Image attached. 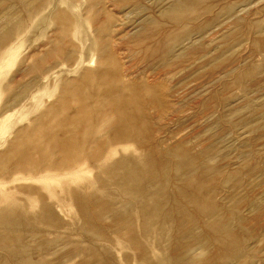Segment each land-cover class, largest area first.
<instances>
[{
	"label": "bare ground",
	"instance_id": "6f19581e",
	"mask_svg": "<svg viewBox=\"0 0 264 264\" xmlns=\"http://www.w3.org/2000/svg\"><path fill=\"white\" fill-rule=\"evenodd\" d=\"M3 1H6V0H0V5L3 3ZM37 1L38 0H30L29 3L30 4H33V3L36 4ZM118 1L119 0H102V1L100 0V2H103L104 7H103V9L98 10L99 12L98 11L96 12V10L94 9L95 15H96L94 18L99 17V16H103V18H105V20L103 19L104 20L103 21L101 19V17H100V19L105 24L111 23L110 21L113 19H111L112 16L110 15L111 11H110V14L108 13V8H109V6L111 8L112 5L116 6V2H118ZM121 1L123 3L124 2L127 3L128 6L131 5L129 10L127 12H125L126 13L125 14L126 19L124 21L126 22V20H128V19L129 20L134 19V20H131V21H133L132 23L129 22L131 24H129L128 22L127 23H128V25L133 24L132 26L134 27V29L136 31V34H135L136 36H134V37H136V39L134 38V40L136 42L134 44L135 48L138 47L139 49L138 48L137 49L140 51V53H142L144 55L141 58V60L139 59L140 61H138V58H136L137 61L140 63L141 62L146 63L147 60H149L150 58L158 57V58H156L158 60L155 59L156 61H158V62H156L158 65V66L156 65V67H158V68L153 67V68L158 69V70H156L157 72H154L155 70L152 71V73L154 72L153 73L154 75L157 73V76L155 77V79H154V77H151L153 79L150 80L151 78H147L146 76H144V75H148V71L152 67L150 69H147L148 71H146L145 70L146 68H145L142 72H139L141 70L139 68H137V66L135 64L132 65V63H131V65L124 67V63L122 62V58H124V57L121 58V56H123L122 51H121L122 53L119 54L118 49L116 52L115 51L116 48L114 49V47H113V49H111V48L108 49L109 47L107 49H104L105 47L104 48L101 47V48H103V49H101V51L104 54V55L102 54L104 59L99 58L101 60V64L99 63L100 66L97 65L98 66L97 69H94V70H92V69H84L83 71L81 70L82 74L76 80L71 79L72 81L71 80L68 81V79H67V81L69 82V83H67V85H70V86L66 87L64 84L65 87L63 86L64 90L62 91L63 95H61V97L55 103H53L52 105H49V107L47 108V110L43 114L37 115L39 117L36 116L37 118L34 119L35 123L32 125V127L30 126V127L24 128L21 131H19L18 132L19 134L18 135L16 134L17 136H15L14 140L10 141L7 149L5 148L6 149L5 151L2 150L3 152H0V181L3 184H5L6 182L12 183V182L17 180V177L20 174H24V175H28V176L32 177L36 174L49 173L52 171H55L56 173H60V174L80 173V172H83L87 166H90L92 169L95 170V172H94L95 175L93 174L94 175L93 176L94 177V184L89 183L86 185L84 183L83 185H78V186H76L77 185L76 184L73 187V185L71 186L69 184V182L67 181L68 183L65 182V183H67L66 187H64L66 185L65 183H63V185L65 184L64 186H62V187L60 185L59 186L61 187L62 190L64 187V189H65L64 194H65V191L67 194V195L65 194L66 197L70 196V198H69L71 200L70 205H71V202L74 201V203L79 207L80 217L82 220L80 219L79 216L78 217L80 219V223L83 222V224L81 223L83 225V229H80L82 226L79 227V229L83 230V231H87V232L89 231V233L91 232L93 234L94 238L98 239V241H99L98 244L101 243L102 246L100 248H97L99 245L98 246L96 245L97 247L91 246V245H95L94 244L95 242L93 244H90V246L87 248H82L81 246L79 247L76 245V247H73L74 249H72V248H70L71 247L70 246L69 251H68V249H66L67 252H65V253L61 252L63 254H61L60 257L58 256L60 259L64 258L65 256H70V255H71L70 258L74 259V257H72L73 255L74 256L75 255H77V256L81 255L82 258L80 259V261L77 264H119L118 263V257H117L116 253H119V252L122 253L123 252L124 253L123 254V257H124L123 261L126 262L125 264H242V258L243 257L249 258V256H250L249 252L247 250L246 244H245V240H247V238L251 237V238H253L254 243L255 242L257 243L258 239L260 240V241L258 240L260 243L263 241V240H261V239H263L262 237L264 235V225L262 223H261L263 225L262 227H261V225H259L260 228H262V229H257L255 227V230L252 232H250L249 229H252L254 227L253 225H252V228H249V229H247L248 226H247V228L245 227V225H246L245 223H247V221H249V219H251L250 217L248 218V216L246 215L247 213L245 214L247 208L249 209V211L251 213H253L252 216L254 214L258 215V213L262 214V212H263V209H262L263 207L261 205H263L262 203L264 202V199L257 197V196H259V195H257V193L260 194L261 191L263 192V188H262V190L260 187H259L260 189L256 188V189L261 190L260 192H257V193L254 191H251V192L256 193L257 196L254 193L247 194L246 192H244L249 197L247 196L248 197L247 199H245V200L243 199V201L239 202L238 197L236 198L235 189L237 191H239L241 184L240 183L238 184V182H237L233 185V187L235 188L233 190V191H235L234 192L235 197L231 196L232 198L231 197H230V199L228 198L229 200L226 199L227 201H224V200L221 201V199H219L220 197L219 198L217 197V196H219V195H217V192H221V190L218 191V189L220 187H222L221 185H223V184H218L219 183L218 179H219V176H220V178L222 177L221 173L223 174L225 171L222 169L224 171V172H222V170L219 167L220 164L219 165L216 164L219 162L214 161L213 150L212 149L210 150L207 148L206 150L203 149V151L197 153L198 151L196 152L195 148H193V145H197V143L194 144L195 142L193 143V141H192L197 136L195 135L196 137L194 136L193 139L188 136L189 139H192L191 144H193V145H190L189 144L190 142H188L189 140L186 139L187 135L190 133V131H188L189 133L187 132L188 134H186V138L184 137L178 141H177V138L175 140V135H173L174 136L173 140H175V142L173 141L174 144L171 143L172 140H171V142L167 140L168 142L171 143V144H167V143H165L166 142L165 140H163L157 136V135L161 134L159 131L162 129L160 127H157L158 126L156 124V123H158L157 121L160 120L159 122L161 123V120H163V118H164V120L166 118H167V120L172 119V117L175 115V112L184 111V113H185L187 111V113L189 115L188 117H190L191 114L189 112L191 111L194 114V115H192V117L194 116V118H197V116H202V114L206 115V112L210 111L209 109L213 106V104L211 105V103H213L216 98H217L216 100L218 102L217 107L220 106L219 103L221 102L220 100L222 98L219 96L221 93H219L218 90L217 91L213 90L214 91V93H212L213 95H211L208 98H207V96H209L210 94H209V92H207V96L205 97V99L203 98V100L201 98L204 97V95L202 94L203 95L202 96L201 93L198 94V96L201 95V98L199 96L198 98H200V99H198V100H202L200 102L197 100L200 104L201 110L197 109L198 107L195 105V104H198L197 102L196 103H194V102L189 103L188 100H187V102L185 100L184 101L186 103H189V104L182 106V104L179 101V99L181 98V94H180L179 90H181L180 87H182V85H183L182 88H184L186 80H185V82H183L184 80L182 81L181 86L176 85V84H178L176 82H179L178 79L174 83L176 86L173 85V82L171 84V80H173V78L175 79L177 77V75L180 74L179 67L182 64L181 61L182 60L184 61V58L187 55L189 56V53H193V52L195 53L196 50L198 53V52H200L199 49H204L203 45L201 43H199V46H198L197 40H196L197 37L195 38L194 37L195 35L192 36V34H191L192 31L191 30H189L190 32L186 31L190 27L189 24H193L192 26L195 25V28L197 25V30L195 28H194V30H196V32L200 33V34H202L206 30H210L208 28H211L210 26H213L212 24L211 25L209 24L210 26L208 25L209 27H207V29L204 30L206 28V24H207L206 22H205V26H204L205 28L202 26H198L197 23H199L200 20H199V22L196 21V17H197L196 14H195L196 17H192V15H194V14H191L190 16H188V17H190L188 19L185 18V14L200 11V13L203 14L202 16H204V14H208V13L209 14L211 13V15H212V12L215 11V10L212 11V8L213 9L218 8V6L214 5V7H212L213 5H210V3H208V2L212 3V1H214V0H166L167 6L162 7V5H159L160 9L159 10L156 9V12L158 11L159 14L158 13L156 14L155 12H154V14H152V13H148L147 12L148 10L145 11L146 9H149L150 6H148L147 3L151 0H121ZM156 1H158L160 3L161 1H164V0H156ZM220 1L218 4L215 1V4H217V5L221 4L222 2L220 3ZM223 1H225V0H223ZM227 1L228 2H226V4L223 2L225 4L224 6H223V3H222V5H220L222 7V10H221L222 14H227L226 16H229L228 22L230 24L229 23L228 24L231 26L228 25L229 30L228 29L227 30L230 32V29H232L231 33L227 32L226 39L232 40V38H233L234 40H236L238 38V41L235 43V45L226 44L228 42L224 43L227 45V47H224L225 46L224 45L223 46L224 49L222 48L220 50H217L216 53L213 52L210 56H209V54L212 51L210 52L207 50L208 53H205L206 51L205 52L203 51L204 53H202V50H201L200 53H202V55L200 54V57L198 56V58H200L201 61L207 59V60H205V62L206 61L207 62L210 61L213 63L215 62V64H217V65L213 64V66H214L213 68H215V66L220 68L223 65V63H225V61H228V57H227V59L225 58L227 53L231 49L233 50L239 45V43H240L239 40L242 39L241 36H240L241 38L238 37L239 34L242 33V36H243L244 33L242 31L243 30L247 31V28L249 29V24H251V22H253L252 20H250L252 17L249 18V16H251L252 14L255 13L254 10H256V8L259 6L257 3H261L263 0H246L245 2H244V0H243V2H241V1L233 2V0H227ZM18 2H19V5L22 6V8L27 7L28 0H18ZM43 2L47 3L45 1H43ZM95 2H93V3L96 4ZM38 3L40 4V2H38ZM52 3H53V1H52ZM55 4L58 6L57 3H55ZM94 4H91L90 7L93 8L92 5L94 6ZM98 4L100 6V3H98ZM96 5H95V8L97 7ZM256 5H258V6H256ZM15 6H16V4L13 3L10 6L3 8L0 11V68L3 66L5 61L8 59V57H7L8 53H9L7 51L8 49H3V47H4V44L7 40V38L9 37L10 33H12V31H13V30L12 31L10 30L11 27H9V24L12 20V17H13L12 11H13V8ZM255 6H256V8H255ZM35 7H37V6H35ZM117 7H118V5H117ZM117 7H114V8H117ZM124 7L126 9V6H124ZM156 7L158 8V6H156ZM56 8L60 9L59 7H56ZM220 8H218V9L220 10ZM37 9H38V7L36 8V10ZM39 9L41 10L40 7H39ZM127 9H128V7H127ZM259 9L261 10V8H259ZM47 10H48V8H47ZM116 10H118V9H116ZM121 10L124 11L123 8L120 9V11ZM64 11H66V10H64ZM64 11H63L64 14H62V17H63V15L65 17ZM262 11H263V9H262ZM67 12H70L73 14V11H71L69 9L67 10ZM150 12H153V10H151ZM244 12H247V13L244 14ZM24 13L25 12H23V14ZM30 13H32V12H30ZM50 13H51V11H50ZM55 13H57V12H55ZM197 13H199V12H197ZM262 13H259V14L256 13V14H258V16H259ZM21 14H22V12H21ZM51 14H50V16H51ZM214 14H215V17L217 18L218 15L221 13H218L216 15V12H215ZM256 14H254V16ZM31 15L32 14H30V16ZM157 15H159V16H157ZM47 16H49V15L47 14ZM47 16H46V18H47ZM160 16H162V17H160ZM135 17H137V18H135ZM213 17H214V15L211 16V18H213ZM256 17H255L254 21L257 20ZM59 18H60V16H59ZM72 18L71 19L74 22V17H72ZM91 18H92V16H91ZM160 18L161 19H163V18L168 19L166 21L168 23H166L165 21L163 22V20H166V19H163L161 22ZM209 18H206V20ZM49 19H50V17H49ZM22 20H24V18ZM55 20H57V18ZM55 20L53 19L52 21H55ZM58 20L60 21V19H58ZM66 20L67 19H65V22H67ZM72 21H71V23H72ZM75 21L77 22V18L75 19ZM97 21H99V20H97ZM214 21H215V19H214ZM225 21H223L224 22L223 25H225V23L227 22V21L226 22ZM68 22H70L69 19H68ZM112 22H114V21H112ZM223 22H219L220 25ZM67 23H66V26H68V27H65V28H67L66 30L69 29V25H67ZM71 23H70V25H71ZM120 23H118V25ZM165 23L167 25H169V24L170 25L166 26ZM184 23H187V24H184ZM255 23L253 22L251 24L252 26L250 28L252 29V31H248V32L250 34H251V32H252V34L254 32H256V33L262 32L261 34L264 35V29L262 28L263 29L262 30L259 28L260 26H258V25H260V23L257 25L258 27L256 26ZM100 24L102 25L103 23L101 22ZM214 24H215V22H214ZM218 24H217V26H219ZM62 25H64V24H62ZM72 25H73V23H72ZM101 25L100 26L97 25L98 26L97 30L99 32L104 31V30L106 31V29H108L107 31L110 30V26L108 28V26L105 25L106 26V28H105L104 25H102V26ZM113 25H115V24H113ZM182 25H183V27L189 25V27L187 29L184 28V30H182V29H180V27H182ZM223 25H221V28ZM263 25H264V23H263ZM117 26H115V28H117ZM246 26H247V28H245ZM72 27L73 26H70V29H69L70 33L72 32L71 31ZM255 27H256V29H255ZM61 28L63 29V26ZM61 28L59 29L60 31H61ZM65 28L63 29L64 31H66ZM123 28H124V26H122V30H123ZM225 28H227V25L225 26ZM120 29H121V27H120ZM125 29H126V27H125ZM194 30H193V32H194ZM202 30H203V32H202ZM222 30L223 29H221V31ZM253 30H254V32H253ZM213 31H212V34H213ZM110 32H112V31H110ZM118 32L120 33V31H118ZM224 32H226V31H224ZM248 32H245V33L249 34ZM107 33L103 32L102 34L108 35L109 37H113V35L110 36L111 33H109V32H107ZM116 33H117V29H116ZM119 33H117V34H119ZM215 33L216 32L214 31V34ZM220 33L224 34L223 31ZM62 34L64 35V33H62ZM200 34H199V37L205 36V35L200 36ZM209 34L211 35L210 31H209ZM209 34L206 33V36ZM255 35H252V37ZM65 36H67V35L65 34ZM100 36H98V37H100ZM247 36H249V35H247ZM247 36H246L245 40H247V38H250V36L249 37H247ZM58 37L61 38V35ZM260 37L261 36L259 34V38ZM206 38L208 39V37H206ZM211 38L212 37H210L208 40H211ZM62 39L63 38H61V40ZM64 39H65V37H64ZM108 39L110 40V38H108ZM213 39H214V37H213ZM222 39H224V37ZM99 40H101L100 42H102V43L105 42V41H102V39H99ZM109 40H107V41L109 42ZM111 40H112V38H111ZM113 40H115V39H113ZM180 40H182V41L180 42ZM251 40L252 39H250V42H252L251 45H253V41H251ZM256 40H258V41H256ZM256 40H254V42L255 41L257 42L256 43L257 45L256 46L254 45L255 49H256L254 51L258 52L261 49V50H263L262 53L264 54V39H261V40L256 39ZM53 41H54V39H53ZM184 41H188L187 42L188 44L183 45ZM49 42L50 41H48L47 43H49ZM56 42H53V43H56ZM61 42H63V41H61ZM207 42H205V43H207ZM8 43H9V41H8ZM66 43H67V41L65 42V44ZM106 43L107 42H105L104 44H106ZM111 43L109 42L108 45L112 47V45H110ZM6 44H7V42H6ZM51 44H52V42H51ZM196 44H197V46H195ZM43 45H45V44L43 43ZM100 46H103V45H100ZM121 46H122V44H121ZM176 46L178 47V49ZM6 47H8V45ZM205 47H206V45H205ZM241 47L242 46L240 45V47H238V48L241 49ZM54 48H56V47H54ZM58 48H60V47H58ZM238 48H236L235 50H237ZM251 48H252V46H251ZM97 49H98V51L100 50L99 47ZM64 50H66V49H64ZM91 50H94V49H91ZM53 51H54V49H53ZM133 51H135V50H133ZM260 51H259V53H260ZM43 52L40 55H43ZM55 52L57 55L58 49H56ZM62 52H63V50H62ZM68 52H70V51H68ZM65 53H66V51H65ZM99 53H100V51H99ZM262 53H260L261 54L260 56H262ZM36 54H38V53H36ZM46 54L48 55V53H46ZM66 54H68V53H66ZM138 54H139V52H138ZM38 55H35V56L32 55V58H34ZM59 55H61V51H60ZM140 55L141 54H139V56ZM258 55H255L256 60L258 58L257 57ZM52 56H53V53L51 50L50 58ZM67 56H68L67 58H69L70 54ZM227 56H229V55H227ZM232 56L230 55V57H232ZM250 56H251V54H250ZM41 57L43 59V56H41ZM63 57H65V56L63 55ZM63 57H62V61H64V63H65L66 60H64ZM245 58H246V56H245ZM251 58H252V56H251ZM263 58H264V55L262 58H260V60L259 59H258V61L255 60L256 63L253 60L254 64L256 65L257 62H259V61L261 62V60ZM51 59L53 60V57ZM72 59L73 58H71V60ZM200 59L197 60V58H195L196 61H200ZM239 59H241V57ZM244 59L242 58V61ZM36 60H37V58H36ZM49 60L50 59H48L47 61H49ZM150 60L152 61L153 59H150ZM150 60H149V63H150ZM155 60H153V61H155ZM230 60H231V58H230ZM232 60H234V59H232ZM232 60H231V62H232ZM189 61L190 60H188V63H189ZM238 61H240V60H238ZM33 62H34V60H33ZM37 62L40 63V60L39 61L37 60ZM37 62L35 61L34 65ZM138 62H137V64H138ZM192 62H195V61L192 60ZM244 62L245 61H243V63ZM249 62H250V60H249ZM253 62H252V64H253ZM42 63H40V64H42ZM149 63H147V64H149ZM151 63H153V62H151ZM184 63H185V61H184ZM237 64L239 65L240 63H237ZM237 64L235 62V65H237ZM37 65H35L33 67L34 70H35V68H38V67L41 69L43 68L42 67L43 65L42 66L38 65V67H37ZM211 65H212V63H211ZM225 65H227V64L225 63ZM231 65H232V63L230 65H228V67ZM233 65H232V68L234 69L235 67H233ZM240 65H242V64H240ZM148 66H150V65H148ZM153 66H155V65H153ZM204 66H205V64H204ZM251 66H253V65H251ZM256 66L257 67H255V66L253 67L255 71L258 70L260 65H256ZM188 67H191V64ZM207 67H209V66H207ZM237 67L239 68V66H237ZM248 67L249 66L247 65V68ZM261 67H264V61L262 63V66H260V68ZM39 68H38V70H39ZM192 68H190V69H192ZM195 68H197V67H195ZM219 68H217V70H219ZM232 68L230 67V70ZM238 68H235V69L239 70L241 68V66L239 69ZM250 68L251 69H246V70L242 71L241 76H243V75L245 76V74H246V77H248L249 73L250 72L252 73V71L254 74L255 71L252 70V67H250ZM30 69L32 71V68H30ZM138 69H139V71H138ZM202 69H204V68H202ZM220 69H222V68H220ZM227 69L229 70V68H227ZM151 70H150V73H151ZM198 70H200V69H198ZM206 70H207V68H206ZM36 71L37 70H35L34 72H36ZM145 71L147 72V74H145L146 73ZM213 71H215V70H213ZM223 71H225V75H226L225 68ZM259 71H262V70L260 69ZM259 71H258V73H259ZM191 72L194 73L195 71H191ZM208 72H210V71H208ZM208 72H207V74H209ZM218 72H220V71H218ZM233 72L230 76L232 78H235V77H233V75H234ZM37 73H39V72H37ZM188 73H186V74H188ZM220 73H219L220 75L224 74V72L222 73V71ZM28 74H30V73H28ZM45 74H42V76ZM153 74H151V75L153 76ZM207 74H205V76H207ZM212 74H209V75H211V78H212ZM216 74H217V72L213 75L216 76ZM229 74H228V77H230ZM235 74H236V72H235ZM247 74H248V76H247ZM225 75H224V77H225ZM215 76H213V78ZM186 77L187 76H185V78ZM218 77L220 78L221 76L218 75ZM224 77H222V78H224ZM228 77L226 75V78H228ZM157 78H159V79H157ZM211 78L206 79V81L207 82H208V80L213 81ZM253 78H254V76H253ZM167 79H170V83ZM251 79H252V77H251ZM18 80H20V79H18ZM244 80L246 81V78ZM15 81H17V79ZM217 81L221 82L220 80H217ZM63 82L65 83L66 80L65 81L63 80ZM215 82H212L213 85L215 84ZM218 82H216V83L219 84V87H220V83H218ZM223 82H225V80ZM239 82H237V83H239ZM13 83L11 81V84H13ZM30 83H29V85H30ZM243 83H245V82H243ZM15 84H16V82H15ZM23 84H25V83H23ZM206 84H209V82ZM206 84H204V85H206ZM217 84L215 86H217ZM204 85H201V86H204ZM228 85H230V83ZM228 85H226V86H228ZM239 85L241 86V83ZM16 86L21 87L18 84L15 85L14 87H16ZM25 86H26V84L21 87L20 91L17 90L15 93L13 92L14 93V97H13L14 99L12 98L11 100H15V98H17V97L19 98L20 95L22 96L23 89H27V87H28L27 86L26 88H24ZM222 86H224V85H222ZM243 86L244 85H242V87H241V89L243 88L242 89L243 91H244V89L246 90L247 88H249L248 85H245L247 88L243 87ZM7 87L9 88V86H7ZM7 87L4 86V88L8 89ZM219 87H217V88L220 89ZM224 87H223V89H224ZM4 88H3V90H4ZM184 90H182L183 91L182 93L185 92ZM203 90L205 92V88ZM203 90L201 91L202 93H204ZM208 91H209V89H208ZM190 92L192 93V91H190ZM244 92H246V91H244ZM7 93L11 94L12 92L10 93V91H7ZM210 93H211V91H210ZM25 94H23V95L25 96ZM178 94H180V97ZM186 94H187V97L190 95L188 93H186ZM194 94H196V92ZM204 94H206V93H204ZM183 95H185V94H183ZM183 95H182L183 99H187ZM248 97H250V96H248ZM225 98H227V97H225ZM250 98L253 99V97H250ZM250 98H249V100H250ZM17 100H15V101H17ZM8 103H10V102H8ZM6 106H7V104L5 105V107ZM8 106H11V105H8ZM195 106L197 108H195ZM217 107H215V108L213 107V108L217 109ZM230 108H232V107H230ZM150 109H151V111L153 109L155 110L156 116L159 119H155V117H153V115L152 116L150 115ZM233 110H235V109H233ZM173 113H174V115H172ZM184 113H182L183 116L186 114V113L185 114ZM211 113H213V112H211ZM211 113H209V114H211ZM217 113H219V112L217 111ZM217 113H216V115H217ZM182 114H180V115H182ZM227 116H228V114H227ZM206 117H207V115H206ZM206 117H204V120ZM213 117H214V115L212 116V118ZM176 118H177V116L173 119H175V121H178V119L176 120ZM185 118H187V116ZM208 118L209 117H207V119ZM220 118H223V117H220ZM179 120H180V118H179ZM165 121H164V123H165ZM170 121H172V120H170ZM170 121H166V122L169 123ZM202 121H203V119H202ZM205 121H207V120H205ZM205 121H203V122H205ZM211 121H213V120H211ZM191 122H192V120H191ZM194 122H197V120H194ZM224 122H225V119L223 122H220L221 124L219 122L218 123H219V125H222V123H224ZM2 124L3 123L1 122L0 123V137H4V134H5L4 128H1ZM163 124L159 125V126H163ZM166 124L167 123H165V125ZM191 124L192 125H190V126L194 125L193 122ZM224 124H223V126H224ZM241 124H242V122H241ZM181 125H182V123H181ZM187 125H188V123H187ZM187 125H185L184 127L186 128ZM215 125L217 126V124H215ZM208 126H206V127H208ZM181 127H183V125ZM189 127L187 129H190ZM202 128L200 130H202ZM211 129H212V127H211ZM165 130H167V128ZM181 130H183L184 133L186 132V130H184V129H181ZM203 130H204V128H203ZM169 133L170 132H167V134H169ZM180 133L178 131V134H180ZM162 134H163V132H162ZM162 134H161V136H162ZM170 134H171L170 136H172V133H170ZM198 134L200 135L201 132ZM165 135H166V133H165ZM199 135L197 137V140H198V138H200ZM176 136L178 137L179 135L176 134ZM184 136H185V134H184ZM201 137H203V136H201ZM209 138L210 137H208L207 140H209ZM164 139H167V137H164ZM170 139H172V138H170ZM200 139H202V138H200ZM207 140L205 142H203V143L201 142V143L206 144ZM194 141H196V139ZM200 141H203V139ZM200 141H198V142H200ZM210 141L211 140H209V142ZM251 142H253L252 139H251ZM254 142H257V140ZM198 144H200V143H198ZM251 144H253V143H251ZM119 146H123L124 149H120ZM128 146H130V147L132 146L133 150H128L127 149ZM201 146H203V145H201ZM253 147L251 145V148H253ZM204 148H206V147H204ZM251 151H254V150H251ZM220 153H221V150H220ZM256 155L257 154L255 153V155H253V156L256 157ZM219 156H221V155H218L217 159L219 158ZM3 160L5 161V163H1V161L3 162ZM218 160L220 161V163H222L220 158ZM228 163L229 162H227V167H228ZM230 163H231V161H230ZM230 167H231V165H230ZM255 169H253V170H255ZM261 169L258 172V177L256 176L257 172L252 174L254 176V178L249 177L252 175L247 176V178H249V180H250V178L252 179L253 184H254V182L256 184H259L260 181L264 180L263 179L264 178L263 177L264 171H261ZM234 171H236V170H234ZM230 173L231 172L229 171L228 174H230ZM235 173L236 172H234V174ZM240 173H237V175ZM247 173H248V168H247ZM232 174H233V172H232ZM262 174H263V176H262ZM224 175H223V178H221V179H225ZM230 175H229V177H230ZM246 180H245V182H246ZM252 181H250V182H252ZM242 182L243 181H241V183ZM219 185H220V187H219ZM242 185H243V183H242ZM248 186H250V185H248ZM16 187L17 186H15L13 189L16 190L18 188L17 190L22 191V189L24 188L23 192H26V193L27 192L28 193H32V192L34 193L35 192V191H33L34 188L30 185L18 186L17 188ZM19 187H22V189L21 188L19 189ZM262 187H264V186H262ZM250 188L252 189V187H250ZM38 189H39V187H38ZM228 189H225V190H228ZM62 190H60V191H62ZM39 191H41L40 193L44 194L42 192V189ZM231 192H230V194H231ZM62 193H63V191H62ZM244 193L242 194L243 196H244ZM4 194H5V192L0 190V229H1L0 230V250H2L0 252V264H19V263L20 264H55L54 261L48 260L52 256L50 258H48V256H47V254L50 255L49 253L51 252V250L55 248L54 247L55 245L51 246V244L53 243V241H52L53 239L51 240L52 242L47 241L48 244H46V245H43V243H42V247H41V244H39L40 242H42L41 240L37 241L39 243H37V242H34V243L29 242L30 244L27 243L26 238H28V236L26 234L32 233L31 236H29V238L33 237L32 236L33 233L34 234H40V233L42 234V232L44 231L43 228H42V230H43L42 232L41 231L40 232L38 231V233L34 232V230H36L34 227L38 225V222H36L37 225L34 224V222L37 220L38 221L40 220V222H39L40 224H42L43 221H45L48 224L56 223L55 226H57L59 223V219L57 217L59 215L57 213L58 211L56 210V207L58 206V204L56 205L55 203L51 202V200L47 201L46 200L47 198L44 197V195H40V197L37 196V199L38 198L41 199V200H39V199L36 200L37 204H38V201L39 202L41 201V207H40L39 213L37 215H35L36 213H34V212L30 214V212H32L33 208H36V207H33L34 200L32 203L27 202L26 201L27 198L24 196V197H21V198L26 199L25 203H23L22 200H24V199L21 200L19 197L15 196V193H14L15 198L16 197L19 198L22 202L17 201L16 199H11L7 195L5 196ZM38 194L39 193H37V195ZM222 194H224V193L222 192L221 195ZM261 194H260V196H261ZM31 196H34V195H31ZM62 196L64 197V195H62ZM263 196H264V194H263ZM227 197H224V199ZM67 200H68V198H67ZM57 201H58V198H57ZM228 204H229V206H228ZM74 205H71V206H74ZM34 211H36V210H34ZM61 211H62V208H61ZM251 213H249V214H251ZM62 215L63 214L61 213L60 216H62ZM253 217L254 218H252L250 221H252V220L254 221L255 219L257 221H259V219H258L259 216L257 217L255 215ZM62 218H64V217L62 216ZM76 219L78 220V218H76ZM256 220L254 222H256ZM41 221H42V223H41ZM262 221H264V219ZM45 222H44V224H45ZM74 222L77 223V221H74ZM250 224H251V222H250ZM47 225L45 227H47ZM59 225H60V227L59 226L58 227L61 228V226L63 224L61 225V222H60ZM73 225H74V223H73ZM64 226H66V224ZM255 226H257V225L255 224ZM48 227H49V225H48ZM52 227L54 229L53 225H52ZM77 227H78V225H77ZM49 228H45V230L47 231V229H49ZM37 229H39V226ZM56 229H58V228H56ZM27 230H29L30 232H28ZM77 230H78V228H77ZM80 230H78L77 232H81ZM60 231L58 233L64 234V232H60ZM12 232L13 233L16 232L15 233L16 235L13 236V234H11ZM51 232H53V231H51ZM65 232L67 233V231H65ZM53 233H55V231ZM53 233H52V235L56 234V233L55 234H53ZM45 234H47V233H45ZM68 234H71V232L70 233L68 232L67 234H65L66 237H68L67 236ZM72 234H74V233L72 232ZM75 235H77V234H75ZM43 236H41V237L43 238ZM55 236H57V235H55ZM62 236H61V239H64V238H62ZM36 237H37V235H35L33 238H36ZM39 237H40V235H39ZM46 237L48 240V236H46ZM46 237L44 236V238H46ZM50 237L51 236H49V238ZM44 238H43V240H45ZM51 238H53V237H51ZM59 238L60 237H58V239ZM71 238L74 239L75 237L74 238L71 237ZM55 240H57L56 237H55ZM66 240L68 241L69 237ZM75 240H77V239H75ZM249 240H250V238H249ZM60 241L62 242L63 240H60ZM87 241H89V240H87ZM64 242H66V241L64 240ZM70 242H72V241L70 240ZM60 243L58 244V241H57V244L59 246H60ZM90 243H92V242L90 241ZM62 244H63V242H62ZM68 244H69V242L67 243V245ZM73 244H74L73 246H75V243H73ZM82 244L84 246V243H82ZM258 245H259V243H258ZM263 245H264V243H263ZM64 246H65V244H63V247ZM51 247H54V248L51 249ZM56 247H57V245H56ZM263 248H261V249L264 251ZM61 249H62V247H61ZM64 249H65V247H64ZM259 249H258V251H259ZM28 250H32V251L35 250L36 251L35 253L42 255V256L39 255L41 258L39 259L38 258L39 256L35 257V258H37V260H36V259L30 257L31 253L29 251L30 254L28 255V252H27ZM58 250H57V252H60ZM124 250H128V252L124 251ZM57 252H56V254H57ZM259 252H261V251H259ZM53 253H54V251H53ZM53 253H52V255H53ZM56 254L54 256H56ZM261 254H263V253H260V255ZM32 255H33V253H32ZM45 255L47 256L46 258L44 257ZM121 255H120V257H121ZM257 256H255V257H257ZM263 257L264 256H262V259H260L261 257H259L260 260L257 259L258 263L260 261L261 264H264ZM59 258H57V261L60 260ZM65 259L66 258H64V260ZM64 260H62V262ZM119 260H120V258H119ZM14 261L17 263H14ZM64 262H66V261H64ZM68 262L71 263V261H68Z\"/></svg>",
	"mask_w": 264,
	"mask_h": 264
},
{
	"label": "rangeland",
	"instance_id": "374dc122",
	"mask_svg": "<svg viewBox=\"0 0 264 264\" xmlns=\"http://www.w3.org/2000/svg\"><path fill=\"white\" fill-rule=\"evenodd\" d=\"M43 1H45V2H47V3H44ZM51 1V2H50ZM52 1H53V3H52ZM95 2L96 4H94L93 2ZM38 0L37 1V3L35 4V3H33V4H30L29 2H30V0H28V4H27V9L26 8H22V6L21 5H19V2H18V0H6V1H3V3L0 5V11L3 9V8H5V7H8V6H10L11 4H13V3H15L16 4V6L13 8V17H12V20H11V22H10V24H9V27H11V31H12V33H10V35H9V37L7 38V40H6V42H7V44H6V42H5V44H4V47H3V49H8L7 51L9 52L8 53V59L5 61V63L3 64V66L0 68L1 70H0V123L2 122L3 124H2V127L1 128H4V130H5V134H4V137H0L1 139H0V152H3L2 150H6L7 149V147H8V144L10 143V141H12V140H14V138H15V136H17L19 133V131H21L22 129H24V128H27V127H32V125L35 123V120L34 119H36L37 117H39V116H37V115H39V114H43L46 110H47V108L49 107V105H52L53 103H55L60 97H61V95H63L62 94V91L64 90V88H63V86H64V84H65V86L67 87V86H70V85H67V83H69L68 81L69 80H76L77 78H79L80 77V75L82 74V71L84 70V69H92V70H94V69H97V67L98 66H100V64H101V60L99 59V58H103L104 59V57L102 56V54H103V52L101 51V49H103L104 47V49H107L108 47V49H113V47H114V49L116 48V52H117V49H118V53L119 54H121L122 52H123V56H121V58L122 57H124V58H122V62L124 63V67H126V66H129V65H131V63H132V65H136L137 66V68H139L141 71H139V69H138V71L139 72H142L145 68V70L146 71H148L147 69H150L151 67L153 68V67H155V68H158V67H156V65H157V63L156 62H158V61H156V60H158V59H156V58H158V57H153V58H150V59H153V60H155V61H151L150 59V63H149V60H147V62L145 63V62H138V61H140L141 60V58L144 56L142 53H140V51L137 49V48H135V40H134V38L136 39V37H134V36H136L135 34H136V31H135V29H134V27L132 26V25H128V23L129 22H133V21H131V20H134V19H128V20H126V22L124 21L125 19H126V17H125V12H127L128 10H129V8H130V6H128V4L127 3H123L121 0H119L118 2L120 3H118V2H116V6L115 5H112L111 6V8H110V6H109V8H108V13L110 14V11H111V19H113V20H111L110 22L111 23H109V24H105L103 21L105 20V18H103V16H99V17H96V18H94L96 15H95V11H94V9L96 10V12L98 11V10H101V9H103V2H100V0ZM102 1V0H101ZM123 3H121V2ZM215 1H216V3L218 4L219 3V1L220 0H214V1H212V3L211 2H208V3H210V5H213L212 7H214V5H216V6H218V8H220L221 6L220 5H222V3L224 2L225 4H226V2H228L227 0H225V1H223V0H221L220 1V3L221 4H219V5H217V4H215ZM237 1H241V2H243V0H233V2H237ZM246 0H244V2H245ZM10 2V3H9ZM38 2H40V4L38 3ZM167 1L166 0H164V1H161L160 3L158 2V1H156V0H151V1H149L148 3H147V5L148 6H150L149 7V9H146L145 11H147L148 13H152V14H154V12L157 14L158 13V11L156 12V9H160V6L159 5H162V7H166L167 6V3H166ZM261 2V1H260ZM7 3V4H6ZM55 3H57L58 4V6L55 4ZM98 3H100V6H99V4ZM158 3V4H157ZM223 3V6L225 5ZM263 5H262V4ZM261 3H257L258 5H256V6H258L257 8H256V6H255V8H256V10H254V14H256V13H262V14H260L259 16H258V14H256L255 16H254V14H252L251 16H249V18L250 17H252L250 20H252L255 24H256V26L260 23V25H258V26H260L259 28L260 29H264V25H263V23H264V0L261 2ZM39 6H38V5ZM44 4V5H43ZM48 4V5H47ZM54 4V5H53ZM91 4H94V6L92 5V7L93 8H91L90 7V5ZM262 6H261V5ZM8 5V6H7ZM95 5L97 6L96 8H95ZM117 5H118V7H117ZM122 5V6H121ZM35 6H37L38 7V9L36 10V8L37 7H35ZM42 6V7H41ZM44 6V7H43ZM117 7V8H114V7ZM124 6H126V9H125V7ZM154 6V7H153ZM156 6H158V8L156 7ZM215 6V7H216ZM220 6V7H219ZM2 7V8H1ZM39 7L41 8V10L39 9ZM56 7H59L60 9H57ZM127 7H128V9H127ZM263 7V8H262ZM47 8H48V10H47ZM67 8V9H66ZM99 8V9H98ZM123 8V10L124 11H120V9H122ZM218 8H212V11L213 10H215V11H213L212 12V15H211V13L209 14H204V16H202L203 14L202 13H200V11H196V12H191V13H186L185 14V18L186 19H188V18H190V17H188V16H190L191 14H194V15H192V17H196L195 16V14L197 15V17H196V21H198L199 22V20H200V24L199 23H197L198 24V26H202V27H204L205 26V22L207 23L206 24V28L204 29V30H206L207 29V27H209L211 24L213 25V26H210L211 28H208V29H210V30H206V31H204L203 32V30H202V34H200V33H197L196 32V30H197V25H196V28H195V25L194 26H192L193 24H189L190 25V27H189V25H187V26H184L183 27V25L184 24H187V23H184L183 25H182V27H180V29H182V30H184V28L185 29H187L188 27V29L186 30V31H189V30H191L192 32H191V34H192V36H194L195 38H196V40H197V44H198V46H199V43H201L202 45H203V48L204 49H199L200 50V52H201V50H202V53H204L205 51V53H208V51H212L210 54H209V56L214 52V53H216L217 52V50H220V49H222L223 48V46L224 47H227V45L226 44H230V45H235V43L238 41V38L236 39V40H234L233 38H232V40L230 41L229 39H226V34H227V32L228 33H231V30L232 29H230V32L228 31L229 29H228V27L229 26H231V25H229L230 23L228 22V17L229 16H226L227 14H222V12H221V10H222V7L220 8V10L218 9ZM254 8V9H255ZM259 8H261V10L259 9ZM53 9V10H52ZM56 9V10H55ZM66 10V11H64V10ZM71 10V11H73V14L72 13H70V12H67V10ZM111 9V10H110ZM116 9H118V10H116ZM155 9V10H154ZM262 9H263V11H262ZM40 10V11H39ZM51 11V13L54 15H52L51 13H50V11ZM151 10H153V12H150ZM39 11V12H38ZM45 11V12H44ZM63 11L65 12V17H64V15H63V17H62V14H64L63 13ZM118 11V12H117ZM120 11V12H119ZM219 11V12H218ZM258 11V12H257ZM260 11V12H259ZM21 12H22V14H21ZM23 12H25L24 14H23ZM30 12H32V13H30ZM54 12V13H53ZM55 12H57V13H55ZM99 12V11H98ZM116 12V13H115ZM197 12H199V13H197ZM216 12V15L218 14V13H221V14H219L218 15V17L216 18L215 17V13ZM76 13V14H75ZM120 13V14H119ZM124 13V14H123ZM245 13H247V12H244V14ZM21 14V15H20ZM30 14H32L31 16H30ZM47 14L49 15V16H47ZM50 14H51V16H50ZM71 14V15H70ZM75 14V15H74ZM159 14V13H158ZM189 14V15H188ZM56 15V16H55ZM67 15V16H66ZM79 17H78V16ZM209 15V16H208ZM214 15V19H215V21H214V19L213 18H211V16H213ZM247 15V14H246ZM22 16V17H21ZM46 16H47V18H46ZM59 16H60V18H59ZM69 16V17H68ZM71 16V17H70ZM91 16H92V18H91ZM157 16H159V15H157ZM199 16V17H198ZM207 16V17H206ZM257 16V17H256ZM49 17H50V19H49ZM72 17H74V22L72 21ZM100 17H101V19L103 20H101L100 19ZM125 17V18H124ZM160 17H162V16H160ZM191 17V18H192ZM202 17V18H201ZM211 19H210V18ZM227 17V18H226ZM255 17L257 18V20L256 21H254V19H255ZM24 18V20H22ZM57 18V20H55ZM72 18V19H71ZM77 18V22L75 21V19ZM135 18H137V17H135ZM199 18V19H198ZM201 18V19H200ZM206 20V18H209V19H207L206 21L204 20V19ZM226 18V19H225ZM49 19V20H48ZM55 20V21H52V20ZM58 19H60V21L58 20ZM64 19V20H63ZM65 19H67L66 21L68 22V19L70 20V22H65ZM95 21H94V20ZM118 19V20H117ZM163 19H166V18H163ZM163 19H161L160 18V20H161V22H162V20ZM97 20H99V21H97ZM101 20V21H100ZM120 20V21H119ZM168 19H166V20H163V22L165 21H167ZM202 20V21H201ZM204 20V21H203ZM210 20V21H209ZM227 22H226V21ZM20 21V22H19ZM46 21V22H45ZM50 21V22H49ZM71 21H72V23H73V25H72V23H71ZM112 21H114V22H112ZM170 21V20H169ZM209 21V22H208ZM223 21H225L226 23H225V25H223L224 24V22ZM259 21V22H258ZM63 22V23H62ZM65 22V23H64ZM76 22V23H75ZM103 23L102 25H106V26H108V28H109V26H110V30L109 31H107L108 29H106V31L104 30V31H101L102 33L104 32V33H107V32H109V33H111V35L110 36H112L113 35V37H109L108 35H103L101 32H99L97 29H98V26H100L101 24L100 23ZM120 23L119 25H118V23ZM128 22V23H127ZM203 22V23H202ZM214 22H215V24H214ZM219 22H223V23H221V25H223L222 26V28H221V25H220V23ZM253 22H251V24L253 23ZM59 23V24H58ZM66 23H67V25H69V29H70V26H73L72 28H71V33H70V30L68 31V30H66L67 28H65V27H68V26H66ZM70 23H71V25H70ZM125 23V24H124ZM131 23H129V24H131ZM166 23H168V22H166ZM165 23V24H166ZM219 23V24H218ZM229 23V24H228ZM262 23V24H261ZM22 24V25H21ZM62 24H64V25H62ZM100 24V25H99ZM113 24H115V25H113ZM202 24V25H201ZM210 24V25H209ZM217 24L220 26H217ZM251 24H249V29L247 28V26L245 27V28H247V31L246 30H243L242 32L244 33L243 34V36H242V33H240L239 34V38H241L242 37V39H240L239 41H240V43H239V45L236 47V48H238V47H240V45L242 46L241 47V49L240 48H238L237 50H235V49H231L228 53H227V55H229V56H227L226 55V59H227V57H228V61H225V63L227 64V65H225V63H223V65L220 67V68H222L223 70H224V68H225V70H226V75H227V77H228V74H229V76L232 74V72H233V77H235V78H232L231 76L230 77H228V78H226V75H225V71H223L222 69H220L219 67H217V66H215V68L217 67V68H219V70H217V68L215 69V68H213L214 66H213V64L214 65H217V64H215V62L213 63V62H210L209 60V62H205V60H207V59H205V60H203V61H201V59L200 58H198V56L200 57V54L202 55V53H200V52H198L197 53V50H196V52L194 53L193 51V53H189V56L187 55L185 58H184V61H185V63H184V61L182 60L181 62H182V64L180 65V67H179V70H180V74H178L177 75V77L174 79L173 78V80H171V84H172V82H173V85H175L174 83L177 81V79H178V81L179 82H176V83H178V84H176V85H178V86H181L182 84V81L183 82H185V80H186V82H185V85H184V88H182L183 87V85H182V87H180L181 88V90H179L180 91V94H181V98L179 99V101H180V103L182 104V106H184V105H188L189 103H198L199 104V102L200 101H202L203 100V98L205 99V97L207 96V92H209V96H207V98L208 97H210L211 95H213L212 93H214V91L216 90H218L219 91V93H221L219 96L222 98L220 101V106H218L217 107V104H218V102H217V98L215 99V101L213 102V103H211V105L213 104V106L208 110L209 112H206V115H207V117H209L208 119H207V117H206V115H203L202 114V116H197V118H194V116L192 117V115H194L191 111L189 112L191 115H190V117H188L189 115H188V113H187V111L184 113V111H182V112H175V115H174V113L172 114V115H174L173 117H172V119H168L167 120V118L165 119L166 121H170V120H172V121H170L169 123L168 122H166L165 120H164V118H163V120H161V123L159 122V121H157L158 123H156L157 125V127H160V128H162L159 132L162 134V132H163V134H162V136H161V134H159V135H157L158 137H160L161 139H163V140H165L166 142L165 143H167V144H171V143H173V141L175 142V140H176V138H177V141L178 140H180V139H182V138H186V134H188L189 132L188 131H190V135L188 134L187 135V140H189L188 142H190L189 144L190 145H193V144H191V140L193 139V137L196 135L197 137H198V133H200L201 132V134L199 135V137L200 138H202L203 139V141H200V140H202V139H200V138H198V140H197V137L196 138H194V140L196 139V141H194V140H192L193 141V143L194 144H196L197 143V145H193V148H195V151L197 152V153H199V152H201V151H203V149L204 150H206L207 148L208 149H212L213 150V155H214V161L215 162H219V163H216L217 165H219V167H220V169L222 170V172H224L223 174L221 173V178H223V175H224V177H225V179H221L220 178V176H219V179H218V184H223V185H221L222 187H220V185H219V189H218V191H220L221 190V192H217V195H219V196H217L219 199H221V201H227L226 199H230V197L232 196V197H235V193H236V198L238 197V200H239V202H241V201H243V199L245 200V199H247L249 196L247 195V194H252V193H254V192H260L261 190H262V188H263V192L261 191V196H260V194L259 193H257V195H259V196H257L256 195V193H254L257 197H260V198H262V199H264V196H263V194H264V187H262V186H264L263 184H264V180L263 181H260V183L259 184H256L255 182H254V184H253V181H252V179L251 178H254V176L252 175V174H254L255 172H257V174H256V176L258 177V172L260 171V169H261V171H264V67H261L260 68V66H262V63H263V61H264V58L261 60V62L259 61V62H257V64L256 65H260L259 66V68H258V70H254V66L255 67H257L255 64H254V62L256 63V61H258V59L260 60V58H262L263 57V50H259L260 51V53H262V56H260L261 54L259 53V51L258 52H256V51H254V50H256L255 49V46L257 45L256 43V41H258V40H256V39H264V35H262L261 33H256V32H254V30H253V34H252V32H251V34L248 32V31H252V29L250 28L252 25ZM60 25V26H59ZM98 25V26H97ZM101 25V26H102ZM119 27H118V26ZM126 25V26H125ZM170 25V24H169ZM169 25H167L166 24V26H169ZM209 25V26H208ZM227 25V28H225V26ZM229 25V26H228ZM262 25V26H261ZM19 26V27H18ZM63 26V29L65 28V30L66 31H64L61 27ZM106 26H105V28H106ZM115 26H117V28H115ZM122 26H124V28H123V30H122ZM257 26V27H258ZM21 27V28H20ZM120 27H121V29H120ZM125 27H126V29H125ZM133 27V28H132ZM192 27V28H191ZM219 29H218V28ZM61 28V31L59 30ZM119 28V29H118ZM194 28L196 29V30H194ZM55 29V30H54ZM73 29V30H72ZM116 29H117V33H119L118 31H120V33L119 34H117L116 33ZM221 29H223L222 31H223V33L225 34H221L220 32H222L221 31ZM225 29V30H224ZM228 29V30H227ZM251 29V30H250ZM255 29H256V27H255ZM262 29V30H263ZM193 30H194V32H193ZM218 34H214V31ZM217 30V31H216ZM220 30V31H219ZM110 31H112V32H110ZM209 31H210V33H211V35L209 34ZM212 31H213V34H212ZM219 31V32H218ZM224 31H226V32H224ZM66 32V33H65ZM190 32V31H189ZM245 32H248L249 34H247V33H245ZM60 33V34H59ZM62 33H64V35L62 34ZM101 35H99V34ZM113 33V34H112ZM206 33H208L209 35H207L206 36ZM234 33V32H233ZM12 34V35H11ZM65 34L67 35V36H65ZM108 34V33H107ZM199 34H200V36L202 35V36H206V37H208V39L210 38V37H212L211 38V40H208L205 36L204 37H199ZM220 34V35H219ZM249 35L250 36V38H247V40H245L246 39V36L247 35ZM256 34V35H255ZM259 34H260V38H259ZM61 35V38H63L64 39V37H65V39L63 40H61V38L60 37H58V36H60ZM119 35V36H118ZM217 35V36H216ZM245 35V36H244ZM252 35H255V36H253L252 37ZM55 36V37H54ZM64 36V37H63ZM98 36H100V37H98ZM117 36V37H116ZM210 36V37H209ZM241 36V37H240ZM249 36H247V37H249ZM258 36V37H257ZM102 37V38H101ZM199 37V38H198ZM213 37H214V39H213ZM216 37V38H215ZM224 37V39H222ZM263 37V38H262ZM60 38V39H59ZM108 38H110V40H111V38H112V40L113 39H115V40H109ZM194 38V39H195ZM206 38V39H205ZM9 39V40H8ZM53 39H54V41H53ZM99 39H102V41H105V42H107L106 44H104L105 42H100L101 40H99ZM109 40V42L111 43L110 45H112V47L111 46H109L108 45V41L107 40ZM213 39V40H212ZM226 39V40H225ZM249 39V40H248ZM250 39H252L251 41H253V45H251V43L252 42H250ZM256 40L255 42H254V40ZM52 40V41H51ZM57 42H56V41ZM225 40V41H224ZM228 40V41H227ZM243 40V41H242ZM8 41H9V43H8ZM48 41H50L49 43H47ZM61 41H63V42H61ZM67 41V43L65 44V42ZM69 41V42H68ZM99 41V42H98ZM182 40H180V42H181ZM208 41V42H207ZM248 41V42H247ZM51 42H52V44H51ZM53 42H56V43H53ZM188 41H184V43H183V45H187L188 43H187ZM205 42H207V43H205ZM226 42H228V43H226ZM244 42V43H243ZM43 43L45 44V45H43ZM47 43V44H46ZM101 43V44H100ZM186 43V44H185ZM205 43V44H204ZM224 43H226V44H224ZM243 43V44H242ZM255 43V44H254ZM49 44V45H48ZM63 44V45H62ZM121 44H122V46H121ZM197 44L195 45V46H197ZM200 44V45H201ZM8 45V47H6ZM100 45H103V46H100ZM105 45V46H104ZM124 45V46H123ZM201 45V46H202ZM205 45H206V47L208 48H206L205 47ZM255 45V46H254ZM50 48H49V47ZM107 46V47H106ZM119 46V47H118ZM178 46V45H177ZM176 46V47H177ZM251 46H252V48H251ZM254 46V47H253ZM54 47H56V48H54ZM58 47H60V48H58ZM99 47V51H100V53H99V51H98V48ZM101 47H103V48H101ZM123 47V48H122ZM175 47V48H176ZM132 48V49H131ZM134 48V49H133ZM254 48V49H253ZM260 48V47H259ZM53 49H54V51H53ZM56 49H58V52H57V55H56V52H55V50ZM60 49V50H59ZM64 49H66V50H64ZM70 49V50H69ZM91 49H94V50H91ZM128 49V50H127ZM131 49V50H130ZM177 49H178V47H177ZM224 49V48H223ZM251 51H250V50ZM51 50H52V53H53V60L50 58V54H51ZM62 50H63V52H62ZM96 50V51H95ZM133 50H135V51H133ZM208 50V51H207ZM44 51V52H43ZM60 51H61V55H59L60 54ZM65 51H66V53H68V54H66L65 53ZM68 51H70V52H68ZM98 51V52H97ZM122 51V52H121ZM204 51V52H203ZM41 52V53H40ZM42 52H43V55H40V54H42ZM55 52V53H54ZM97 52V53H96ZM138 52H139V54H141L140 56H139V54H138ZM191 52V51H190ZM250 52V53H249ZM252 52V53H251ZM36 53H38V54H36ZM46 53H48V55L46 54ZM239 53V54H238ZM254 53V54H253ZM256 53V54H255ZM70 54V57L69 58H67L68 56L67 55H69ZM72 54V55H71ZM237 54V55H236ZM247 54V55H246ZM250 54H251V56H252V58H251V56H250ZM259 54V55H258ZM32 55H38V56H36V57H34V58H32ZM46 57H45V56ZM59 55V56H58ZM63 55L65 56V57H63ZM104 55V54H103ZM230 55L232 56V57H230ZM255 55H258L257 57V60L255 59L256 58V56L254 57ZM41 56H43V59L45 60H43L42 59V57ZM72 56V57H71ZM101 56V57H100ZM139 56V57H138ZM197 56V57H196ZM236 56V57H235ZM245 56H246V58H245ZM41 57V58H40ZM47 59H50L49 61H47L45 58ZM62 57H63V59L64 60H66L65 61V63H64V61H62ZM98 57V58H97ZM241 57V59H239ZM260 57V58H259ZM36 58H37V60L39 61L40 60V63H42V64H40V63H38L37 62V60H36ZM71 58H73L72 60H71ZM136 58H138V61H137V59ZM195 58H197V60L198 59H200V61L203 63H201L200 61H196L195 60ZM230 58H231V60L232 59H234V60H232V62H231V60H230ZM242 58L244 59L243 61H245L244 63H243V61H242ZM69 59V60H68ZM99 59V60H98ZM140 59V60H139ZM252 59V60H251ZM33 60H34V62H33ZM188 60H190L189 61V63H188ZM192 60L193 61H195V62H192ZM238 60H240V61H238ZM249 60H250V62H249ZM253 60H254V62H253ZM256 60V61H255ZM35 61L37 62L35 65H43L42 67V69L41 68H39L38 67V65H37V67L39 68V70H38V68H35V70H37L36 72H34L35 70H34V63H35ZM51 61V62H50ZM71 61V62H70ZM136 61V62H135ZM236 62V64L237 63H240V64H242V65H235V62ZM134 62V63H133ZM137 62H138V64H137ZM151 62H153V63H151ZM192 62V63H191ZM205 62V63H204ZM252 62H253V64H252ZM73 63V64H72ZM100 63V64H99ZM147 63H149V64H147ZM199 63V64H198ZM211 63H212V65H211ZM232 63V65H233V67H235V68H238L237 66H239V68H240V66H241V68L239 69V70H237V69H233L232 68V65L231 66H229L228 67V65H230ZM190 64H191V67H188V66H190ZM202 64V65H201ZM204 64H205V66H204ZM209 64V65H208ZM253 65V66H251V65ZM39 65V66H40ZM98 65V66H97ZM148 65H150V66H148ZM153 65H155V66H153ZM194 67H193V66ZM202 67H201V66ZM226 67H225V66ZM247 65L249 66L248 68H247ZM141 68H140V67ZM158 66V65H157ZM183 66V67H182ZM200 66V67H199ZM204 66V67H203ZM207 66H209V67H207ZM4 67V68H3ZM193 67V68H192ZM195 67H197L198 69H202V68H204V69H202L201 71L200 70H198L197 68H195ZM207 68V70L208 71H210V72H208L207 70H206V68ZM230 67L232 68L231 70H230ZM250 67H252V70H254L255 71V73L253 74V71H252V73L250 72L249 73V76H248V74H247V76L250 78H248V77H246V74H245V76L243 75V76H241V74H242V71H244V70H246V69H251ZM30 68H32V71H31V69ZM151 68V69H152ZM155 68H153L152 70H151V73H150V70L148 71V75H144V76H146L147 78H151V77H154V79H155V77L157 76V73L154 75L153 73L154 72H157L156 70H158V69H155ZM190 68H192V69H189ZM210 70H209V69ZM227 68H229V70L227 69ZM196 69V70H195ZM257 69V68H256ZM262 70V71H259V70ZM82 70V71H81ZM155 70V71H154ZM212 70V71H211ZM213 70H215L216 72H217V74H216V76L215 75H213V74H215L216 72L215 71H213ZM228 70V71H227ZM237 70V71H236ZM145 71V72H146ZM152 71H154L153 73H152ZM187 71V72H186ZM191 71H195L194 73L193 72H191ZM198 71V72H197ZM218 71H222V73L224 72V74H222V75H220L221 73L220 72H218ZM258 71H259V73H258ZM37 72H39V73H37ZM47 72V73H46ZM144 72V73H145ZM185 72V73H184ZM189 72V73H188ZM207 72L209 73V74H212V78H211V75H209V74H207ZM229 72V73H228ZM235 72H236V74H235ZM28 73H30V74H28ZM46 73V74H45ZM150 73V74H149ZM186 73H188V74H186ZM220 73V74H219ZM37 76H35V75ZM39 74V75H38ZM42 74H45V75H43L42 76ZM145 74H147V72L145 73ZM151 74H153V76L151 75ZM185 74V75H184ZM205 74H207V76H205ZM251 74V75H250ZM151 75V76H150ZM218 75L219 76H221L220 78L218 77ZM224 75H225V77H224ZM41 76V77H40ZM183 76V77H182ZM185 76H187L186 78H185ZM213 76H215L214 78H213ZM253 76H254V78H253ZM36 77V78H35ZM39 77V78H38ZM213 80V81H209L208 80V82H209V84H206V83H208L207 81H206V79H210V78ZM222 77H224V78H222ZM251 77H252V79H251ZM39 80H38V79ZM63 78V79H62ZM66 78V79H65ZM223 80H222V79ZM226 78V79H225ZM232 78V79H231ZM240 78V79H239ZM246 78V81L244 80ZM17 79V81H15ZM18 79H20V80H18ZM36 79V80H35ZM67 79H68V81H67ZM153 78H151L150 80H152ZM157 79H159V78H157ZM215 79V80H214ZM242 79V80H241ZM63 80L65 81L66 80V82L64 83L63 82ZM71 80V81H72ZM168 81H169V83H170V79H167ZM188 80V81H187ZM217 80H220L221 82H218ZM225 80V82H223ZM240 82H239V81ZM251 80V81H250ZM11 81H12V83L15 81L16 82V84H15V82L13 83V84H11ZM218 82V83H220V87H219V84H217L216 82ZM242 81V82H241ZM10 82V83H9ZM21 82V83H20ZM30 83V85H29V83ZM206 82V83H205ZM212 82H215V84L213 85V83ZM230 83V85H228L229 83ZM237 82H239V83H237ZM243 82H245V83H243ZM249 82V83H248ZM9 83V84H8ZM23 83H25L26 84V86L24 87V88H26L27 86V89H23V94H25V96L22 94V96L20 95L19 96V98L17 97V98H15V100H17V101H15V100H11L13 97H14V93L18 90V91H20L21 90V87L22 86H24L25 84H23ZM224 83V84H223ZM226 83V84H225ZM232 83V84H231ZM241 83V86L239 85ZM247 83V84H246ZM8 84V85H7ZM11 84V85H10ZM19 85V86H21V87H14L15 85ZM23 84V85H22ZM204 84H206V85H204ZM211 84V85H210ZM217 84V86H215ZM14 85V86H13ZM175 85V86H176ZM201 85H204V86H201ZM211 87H210V86ZM222 85H224V86H222ZM226 85H228V86H226ZM238 87H237V86ZM242 85H244L243 87H246L245 85H248L249 86V88H247L246 90L244 89V91H246V92H244L242 89H241V87H242ZM4 86H9V88L8 89H6V88H4ZM11 86V87H10ZM64 86V87H65ZM201 88H200V87ZM14 87V88H13ZM186 87V88H185ZM199 87V88H198ZM214 87V88H213ZM217 87H219L220 89H218ZM223 87H224V89H223ZM3 88H4V90H3ZM205 88V92H204V89ZM207 88V89H206ZM217 88V89H216ZM228 88V89H227ZM12 91H11V90ZM16 89V90H15ZM185 89V90H184ZM197 89V90H196ZM203 90V92L204 93H206V94H204V93H202L201 91ZM208 89H209V91H208ZM211 89V90H210ZM6 90V91H5ZM182 90H184L186 93H188V94H190L191 92L190 91H192V93L187 97V94L184 92V93H182L183 91ZM196 90V91H195ZM214 90V91H213ZM223 90V91H222ZM7 91H10V93L11 94H8L7 93ZM26 91V92H25ZM200 91V92H199ZM210 91H211V93H210ZM248 91V92H247ZM14 92V93H13ZM196 92V94H194ZM199 92V93H198ZM224 92V93H223ZM64 93V92H63ZM201 93V95L203 94L204 95V97H202L201 98V95H199L200 96V98L202 99V100H198V99H200V98H198L199 96H198V94H200ZM180 94H178L179 95V97H180ZM183 94H185V95H183ZM194 94V95H193ZM225 94V95H224ZM182 95L185 97V98H187V99H183V97H182ZM202 95V96H203ZM248 96H250V97H253V99L252 98H250V97H248ZM21 97V98H20ZM225 97H227V98H225ZM189 98V99H188ZM249 98H250V100H249ZM14 99V98H13ZM194 99V100H193ZM228 99V100H227ZM183 100V101H182ZM187 102V100H188V102L189 103H186L185 101ZM192 100V101H191ZM199 102H198V101ZM8 102H10V103H8ZM12 102V103H11ZM15 104H14V103ZM7 104V108L5 107V105ZM216 103V104H215ZM5 104V105H4ZM198 104H195L196 106H195V108H197L198 110H201V107H200V104L198 105ZM215 104V105H214ZM226 104V105H225ZM229 104V105H228ZM4 105V106H3ZM8 105H11V106H8ZM231 105V106H230ZM237 105V106H236ZM263 105V106H262ZM236 106V107H235ZM10 109H9V108ZM215 107H217V109H214ZM230 107H232V108H230ZM234 107V108H233ZM213 108V109H212ZM219 109V110H218ZM231 111H230V110ZM233 109H235V110H233ZM237 109V110H236ZM216 111V112H215ZM217 111L221 114H219V113H217ZM235 111V112H234ZM237 111V112H236ZM154 112V113H153ZM211 112H213V113H211ZM179 113V114H178ZM182 113H184L186 116H187V118H185L186 116L184 115L183 116V114ZM209 113H211V114H209ZM216 113H217V115H216ZM180 114H182V115H180ZM214 115V117L212 118V116ZM227 114H228V116H227ZM150 115L152 116L153 115V117H155V119H159V118H157V116H156V113H155V110L153 109L152 111H151V109H150ZM180 117H179V116ZM200 115V114H199ZM219 115V116H218ZM37 116V117H36ZM177 116V118H176V120L178 119V121H175V119H173V118H175ZM204 117H206L205 118V120H207V121H205L204 120ZM216 117V118H215ZM220 117H223V118H220ZM179 118H180V120H179ZM182 119V120H181ZM202 119H203V121H205V122H203L202 121ZM221 119V120H220ZM224 119H225V124L224 123H222V125H219V123L220 122H223L224 121ZM187 122H186V121ZM191 120H192V122H193V126H190V125H192L191 123ZM194 120H197V122H194ZM199 120V121H198ZM211 120H213V121H211ZM164 121H165V123H167L166 125H165V123H164ZM176 122V123H175ZM180 124H179V123ZM185 122V123H184ZM190 122V123H189ZM219 122V123H218ZM241 122H242V124H241ZM164 123V124H163ZM181 123H182V125H183V127H181L182 125H181ZM187 123H188V125H187ZM203 123V124H202ZM163 124V126H159V125H162ZM179 124V125H178ZM205 124V125H204ZM215 124H217V126L215 125ZM221 124V123H220ZM223 124H224V126H223ZM165 125V126H164ZM185 125H187V127L185 128L184 126ZM204 125V126H203ZM209 125V126H208ZM211 125V126H210ZM215 125V126H214ZM190 126V127H189ZM206 126H208V127H206ZM180 127V128H179ZM190 128V129H187V128ZM204 128V130H203V128ZM210 127V128H209ZM211 127H212V129H211ZM215 127V128H214ZM167 128V130H165ZM202 128V130H200ZM206 128V129H205ZM214 128V129H213ZM177 129V130H176ZM181 129H184V130H186V132L184 133L183 132V130H180ZM208 129V130H207ZM199 130V131H198ZM172 131V132H171ZM175 131V132H174ZM177 131V132H176ZM178 131H179V133L180 134H178ZM210 131V132H209ZM167 132H170V133H172V136L173 135H175V140H173V138H174V136L172 137V136H170L171 134L169 133V134H167ZM188 132V133H187ZM196 132V133H195ZM165 133H166V135H165ZM17 134V135H16ZM176 134L177 135H179L178 137L176 136ZM184 134H185V136H184ZM194 134V135H193ZM198 134V135H197ZM182 135V136H181ZM192 135V136H191ZM188 136L190 137V138H192V139H189L188 138ZM201 136H203V137H201ZM164 137H167V139H164ZM172 138V139H170V138ZM208 137H210L209 138V140H211L210 142H209V140H207L208 139ZM179 138V139H178ZM170 139V140H169ZM207 140V142H206V144H202L203 142H205L206 140ZM251 139H252V141L253 142H251ZM257 140V142H254V141H256ZM170 141L171 142V140H172V142L170 143V142H168V141ZM176 141V142H177ZM198 141H200V142H198ZM250 141V142H249ZM202 142V143H201ZM209 142V143H208ZM198 143H200V144H198ZM251 143H253V144H251ZM174 144V143H173ZM209 144V145H208ZM201 145H203L204 147H206V148H204L203 146H201ZM251 145H252V147L253 148H251ZM195 146V147H194ZM198 146V147H197ZM208 146V147H207ZM132 147V146H131ZM130 146H128L127 147V149L128 150H133V147L131 148ZM6 148V149H5ZM119 148L120 149H124V147L123 146H119ZM131 148V149H130ZM199 148V149H198ZM201 149V150H200ZM216 151H215V150ZM254 150V151H251V150ZM220 150H221V153H220ZM258 152V153H257ZM220 153V154H219ZM253 153V154H252ZM255 153L257 154L256 155V157L255 156H253V155H255ZM216 154V155H215ZM218 155H221V156H219V158H220V160L222 161V163H220V161L217 159V156ZM218 161H217V160ZM230 161H231V163H230ZM227 162H229L228 163V167H227ZM1 163H5V161L3 160V162L1 161ZM224 164V165H223ZM223 165V166H222ZM230 165H231V167H230ZM251 165V166H250ZM248 166V167H247ZM254 166V167H253ZM233 167V168H232ZM247 168H248V173H247ZM251 168V169H250ZM256 168V169H255ZM229 169V170H228ZM246 169V170H245ZM250 169V170H249ZM253 169H255V170H253ZM233 170V171H232ZM234 170H236V171H234ZM239 170V171H238ZM253 170V171H252ZM257 170V171H256ZM227 171V172H226ZM229 171L231 172L230 174H228L229 173ZM242 171V172H241ZM250 171V172H249ZM94 172H95V170L94 169H92L90 166H87L86 168H85V170L83 171V172H80V173H70V174H60V173H56L55 171H52V172H49V173H41V174H36V175H34V176H32V177H30V176H28V175H24V174H20L18 177H17V180L16 181H14V182H12V183H10V182H6L5 184H3V183H1V181H0V190H2V191H4L5 192V196L7 195L9 198H11V199H16L17 201H21L22 199H24V198H21V197H26L27 198V200L26 199H24V200H22L23 201V203H25V200L27 201V202H33V200H34V202H33V207H36V208H33V210H32V212H30V214L31 213H36L35 215H37L38 213H39V211H40V207H41V201L39 202L38 201V204H37V201L36 200H41L40 198H38L37 199V196H39L40 197V195H44V197H46L45 199L47 200V201H50L51 200V202H53V203H55L56 205L58 204V206L56 207V210L58 211L57 213H58V215L59 216H57L58 217V219H59V223H58V225L57 226H55L56 225V223H50V224H48L47 222H45V221H43V223H42V221H41V223L42 224H40L39 222H40V220L38 221H35L34 222V224H36L37 225V223L36 222H38V225L37 226H35L34 228L36 229V230H34V232L35 233H38V231L40 232H42L43 230H42V228L44 229V231L42 232V234L40 233V234H34L33 233V237L35 236V235H37V239L36 238H33V237H30L29 238V236H31V234L32 233H27L26 235L28 236V238H26L27 240H26V242L27 243H29V242H37L38 240L40 241H42V242H37V243H39V244H41V247H42V243H43V245H46V244H48L47 243V241L48 242H50L52 239V241H53V243L51 244V246H53V245H55L54 247H51V249L52 248H54V249H50L51 250V252L49 253L50 255H48L47 254V256H48V258H50L51 256V258L50 259H48V260H50V261H54V263L55 264H77L79 261H80V259L82 258L81 257V255H73L72 257H74V259L73 258H70L71 257V255L70 256H65L64 258H66L65 260H64V258H61L62 260H64V261H66V262H62V260L59 258L60 257V255L61 254H63V253H65V252H67L66 251V249H68V251H69V249L70 248H72V249H74L73 247H76V245L77 246H81L82 248H87V247H89L90 246V244H93L94 242V244L95 245H91V246H96L97 248H100L101 246H102V244L100 243V244H98L99 243V241H98V239H96V238H94V236H93V234L90 232L89 233V231L87 232V231H83V230H80V229H83V222H81L80 223V219H81V217H80V212H79V207L74 203V201L73 202H71V205H74V206H71L70 205V196H65V194H66V191H65V194H64V187H66L67 186V183L69 182V184L72 186L73 185V187L76 185V186H78V185H83L84 183L87 185V184H94ZM232 172H233V174H232ZM234 172H236L235 174H234ZM241 172V173H240ZM237 173H240V174H238L237 175ZM58 174V175H57ZM94 174V175H93ZM263 174H264V172H263ZM263 174H262V176H263ZM229 175H230V177H229ZM248 175H252V176H249V177H251L250 178V180H249V178H247V176ZM236 176V177H235ZM51 177V178H50ZM264 177V176H263ZM232 178V179H231ZM247 180H246V179ZM231 179V180H230ZM242 179V180H241ZM244 179V180H243ZM264 179V178H263ZM227 180V181H226ZM243 181L242 183H243V185L245 186H243L242 185V183H241V181ZM245 180H246V182H245ZM68 181V182H67ZM83 181V182H82ZM224 181V182H223ZM250 181H252V182H250ZM65 182H67V183H65ZM227 182V183H226ZM238 182V184L240 183L241 184V186H240V188H239V191H237L234 187H233V185L235 184V183H237ZM245 182V183H244ZM249 182V183H248ZM31 183V184H30ZM61 183V184H60ZM63 183H65L64 185H63ZM30 185V186H32L34 189H33V191H35L33 194L32 193H26V192H23L24 190V188L22 189V187H19V189L21 188L22 189V191L21 190H17L18 188V186H23V185H25V186H27V185ZM62 186H64L63 187V190L61 189V187ZM231 185V186H230ZM248 185H250V186H248ZM15 186H17L16 188V190H14L13 188L15 187ZM12 187V188H11ZM38 187H39V189H38ZM250 187H252V189L250 188ZM261 188V190H259L260 188ZM229 188V189H228ZM233 188V189H232ZM250 188V189H249ZM256 188H259V189H256ZM8 189V190H7ZM10 189V190H9ZM42 189V192L44 193V194H42V193H40L41 191H39V190H41ZM56 189V190H55ZM225 189H228V190H225ZM235 189V191H233ZM243 191H242V190ZM248 189V190H247ZM60 190H62L63 191V193H62V191H60ZM230 190V191H229ZM256 190V191H255ZM258 190V191H257ZM14 191V192H13ZM50 191V192H49ZM55 191V192H54ZM232 191V192H231ZM250 191V192H249ZM251 191H254V192H251ZM224 193V194H222L221 195V193ZM228 192V193H227ZM230 192H231V194H230ZM235 192V193H234ZM242 192V193H241ZM244 192H246V193H244ZM10 193V194H9ZM14 193H15V196H17V197H19V198H15V196H14ZM36 193V194H35ZM37 193H39L38 195H37ZM56 193V194H55ZM244 193V196L242 195ZM240 194V195H239ZM246 194V195H245ZM31 195H34V196H31ZM62 195H64V197L62 196ZM67 195V194H66ZM224 195V196H223ZM229 195V196H228ZM223 196V197H222ZM228 196V197H227ZM243 196V197H242ZM248 196V197H247ZM263 196V197H262ZM32 197V198H31ZM224 197H227V198H225L224 199ZM231 197V198H232ZM246 197V198H245ZM57 198H58V201H57ZM67 198H68V200H67ZM64 199V200H63ZM228 199V200H229ZM63 200V201H62ZM67 200V201H66ZM21 201V202H22ZM62 201V202H61ZM26 202V203H27ZM57 202V203H56ZM69 203V204H68ZM73 203V204H72ZM63 204V205H62ZM263 205H261L263 208V212H262V214L261 213H258V215L257 214H254L253 216H259V221H257L256 219V222H254L253 220L252 221H250L252 218H254L253 216H252V214L253 213H251L250 211H249V209L247 208V210H246V212H245V214L248 216V218L250 217L251 219H249V221H247V223H245L246 225H245V227L247 228V226H248V228L247 229H249V228H252V225L254 226L252 229H249L250 230V232H252V231H254L255 230V227L257 228V229H262V228H260V226L259 225H261V227L264 225V221H262L264 218V202L262 203ZM228 206H229V204H228ZM61 208H62V211H61ZM246 208V207H245ZM78 209V210H77ZM34 210H36V211H34ZM61 213L63 214L62 216L64 217V218H62V216H60L61 215ZM249 213H251V214H249ZM263 217H262V216ZM80 217V219H79V217ZM252 216V217H251ZM61 217V218H60ZM76 218H78V220L76 219ZM76 219V220H75ZM82 220V219H81ZM74 221H77V223H75ZM44 222H45V224L47 223L48 225H49V227H48V225H47V227H45L46 225L44 224ZM60 222H61V228H59L60 227ZM249 222V223H248ZM250 222H251V224H250ZM72 223V224H71ZM73 223H74V225H73ZM253 223V224H252ZM257 225V226H255V224ZM263 225H262V224ZM44 224V225H43ZM54 226V229H53V227H52V225ZM66 224V226H64ZM78 225V227H77V225ZM80 224V225H79ZM38 226H39V229H37L38 228ZM41 226V227H40ZM43 226V227H42ZM59 226V227H58ZM82 226V227H81ZM251 226V227H250ZM259 226V227H258ZM71 229H70V228ZM78 228V230H80L81 232H77L78 230H77V228ZM79 227H81L80 229H79ZM45 228H49V229H47V231L45 230ZM56 228H58V229H56ZM61 231H60V230ZM67 229V230H66ZM1 230V229H0ZM50 230V231H49ZM77 230V231H76ZM28 232H30L29 230H27ZM49 231V232H48ZM51 231H55V233H53V232H51ZM64 232V234L63 233H58V232ZM65 231H67V233L69 232H71V234H68L67 236L69 237V240L67 241L66 239H68V237H66V235L65 234H67ZM47 233V234H45V233ZM72 232L74 233V234H72ZM77 232V233H76ZM16 232H12L11 234H13V236H15L16 234H15ZM52 233L53 234H55V235H57V236H55V235H52ZM80 235H79V234ZM75 234H77V235H75ZM39 235H40V237H39ZM46 237V236H48V240H47V237L46 238H44V236ZM63 235V236H62ZM65 235V236H64ZM88 235V236H87ZM41 236H43V238L45 239V240H43V238L41 237ZM49 236H51V237H53V238H49ZM61 236H62V238H64V239H61ZM55 237H56V239L57 240H55ZM58 237H60L59 239L60 240H63L62 242H63V244H65V249H64V247H63V244H62V242L58 239ZM66 237V238H65ZM71 237H75L74 239H72ZM32 238V239H31ZM40 238V239H39ZM86 238V239H85ZM249 238H250V240H249ZM249 238H247V240H245V244H246V247H247V250H248V252H249V258H242V264H257L258 263V260L257 259H259V257H261L260 259H262V256H264L263 254H264V251L261 249V248H263L264 247V245H263V243H264V235H263V239H261V240H263L261 243L257 240V243L255 244L254 243V241H253V238H251V237H249ZM36 239V240H35ZM50 239V240H49ZM75 239H77V240H75ZM96 239V240H95ZM55 240V241H54ZM64 240L66 241V242H64ZM70 240L72 241V242H70ZM74 240V241H73ZM87 240H89V241H87ZM51 241V242H52ZM57 241H58V244L60 243V246L57 244ZM60 241V242H59ZM90 241L92 242V243H90ZM56 242V243H55ZM69 242V244L67 245V243ZM88 244H87V243ZM55 243V244H54ZM73 243H75V246H73L74 244ZM82 243H84V246H83V244ZM258 243H259V245H258ZM30 244V243H29ZM71 244V245H70ZM261 244V245H260ZM56 245H57V247H56ZM62 245V246H61ZM255 245V246H254ZM68 246V247H67ZM71 246V247H70ZM260 246V247H259ZM40 247V246H39ZM61 247H62V249H61ZM70 247V248H69ZM57 248V249H56ZM261 250H260V249ZM59 249V250H58ZM71 249V250H72ZM258 249H259V251H261V252H259L258 251ZM264 249V248H263ZM57 250L58 251H60V252H57ZM2 250H0V252H1ZM29 251H30V253H29ZM53 251H54V253H53ZM124 251H127L128 252V250H124ZM130 251V250H129ZM28 252V255L30 254V257H32V258H34V259H36L37 260V258H35V257H38L40 254H38V253H35L36 251L34 250V251H32V250H28L27 251ZM56 252H57V254H56ZM61 252H63V253H61ZM131 252V251H130ZM32 253H33V255H32ZM52 253H53V255H52ZM260 253H263V254H261L260 255ZM36 254V255H35ZM56 254V256H54ZM117 254V257H118V263L119 264H125L126 262L125 261H123V259H124V257H123V252L121 253V252H119V253H116ZM119 254V255H118ZM122 254V255H121ZM120 255H121V257H120ZM259 257H258V256ZM40 256H42V255H40ZM38 257L39 259L41 258V257ZM46 255L44 256L45 258L47 257ZM54 256V257H53ZM59 256V257H58ZM255 256H257V257H255ZM54 258V259H53ZM57 258H59L60 260H58L57 261ZM119 258H120V260H119ZM247 259V260H246ZM259 259V260H260ZM263 259H264V257H263ZM57 261V262H56ZM68 261H71V263L70 262H68ZM61 262V263H60ZM75 262V263H74ZM124 262V263H123ZM14 263H17V262H15L14 261ZM259 263H260V261H259ZM258 263V264H259ZM20 264V263H19ZM261 264V263H260Z\"/></svg>",
	"mask_w": 264,
	"mask_h": 264
}]
</instances>
